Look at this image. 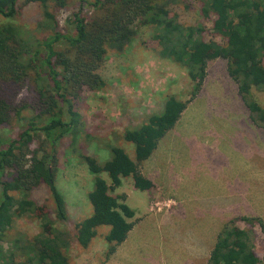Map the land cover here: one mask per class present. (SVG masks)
Here are the masks:
<instances>
[{"label":"trees","instance_id":"trees-1","mask_svg":"<svg viewBox=\"0 0 264 264\" xmlns=\"http://www.w3.org/2000/svg\"><path fill=\"white\" fill-rule=\"evenodd\" d=\"M181 2L24 0L41 8L37 28L44 35L38 36L37 30L11 22L19 14L20 0H0V16L8 20L0 24V129L13 131L10 136L0 134L1 263L70 264L66 252L71 244L87 249L98 229L106 227L105 261L114 254L134 226V211L125 203V195L113 193L125 178L132 180L135 190L154 188L139 165L151 157L198 95L209 62L226 61L227 74L237 85L250 119L264 127V107L252 96L253 89L264 90V0H195L201 17L211 22V38H206L203 27L178 20L175 10ZM71 5L66 20L70 32H64L57 14ZM141 27L152 30L151 39L142 42L146 48L155 45L152 50L159 58L185 69L190 98L182 101L167 95L160 112L149 113L138 126L124 130L122 138L133 145V158L115 145L107 146L105 161L79 153L80 162L93 176L87 195L92 213L67 231L56 229L55 222L69 223L66 201L56 187V148L66 137L75 144L84 132L80 115L73 111L74 101L83 90L104 89L106 82L98 71L108 53L124 51ZM216 36L222 40L212 39ZM41 186L52 210L31 199ZM26 214L40 221L41 232L33 237L20 232L9 235L16 218ZM239 219L257 223L264 231L259 218ZM206 264H264V260L254 254L244 230L225 226Z\"/></svg>","mask_w":264,"mask_h":264},{"label":"rangeland","instance_id":"rangeland-1","mask_svg":"<svg viewBox=\"0 0 264 264\" xmlns=\"http://www.w3.org/2000/svg\"><path fill=\"white\" fill-rule=\"evenodd\" d=\"M74 5L57 14L64 32H70L66 20ZM84 11L91 13V8ZM175 12L182 24L201 26L206 38L212 37L211 22L201 17L195 0H182ZM40 20V6L20 0L19 14L11 22L37 30L35 34L41 36L44 33L37 28ZM6 21L0 16V24ZM151 36L150 28L141 27L124 51L108 53L98 71L106 82L104 89L83 90L74 101L73 111L80 115L84 132L80 131L75 144L66 137L56 148V187L66 201L69 218L67 224L55 222L56 229L67 231L92 213L87 195L93 176L80 162L79 153L105 161L109 158L107 146L115 145L133 158V145L122 138L124 130L138 126L147 114L160 112L167 95L182 101L190 98L191 84L185 69L159 58L152 50L155 45L148 49L142 44ZM212 39L222 40L219 36ZM262 62L264 65V55ZM252 96L264 107L263 89H253ZM12 133L0 129L1 135ZM139 167L155 183L161 179L159 174L165 181L146 195L140 194L148 213L139 215L137 222L132 219L135 227L128 244L109 264H175L169 257L172 249L179 256L177 264H206L225 226L244 230L254 254L260 262L264 260V231L257 223L239 219L259 218L264 223V127L250 119L237 85L227 74L225 60L209 62L200 92ZM101 176L109 182L107 175ZM131 189L132 180L125 178L113 194L126 195ZM31 199L52 210L44 186L35 189ZM107 230L99 228L87 249L73 242L66 252L70 264H105ZM15 232L38 235L40 221L30 214L18 217L9 235Z\"/></svg>","mask_w":264,"mask_h":264},{"label":"crops","instance_id":"crops-1","mask_svg":"<svg viewBox=\"0 0 264 264\" xmlns=\"http://www.w3.org/2000/svg\"><path fill=\"white\" fill-rule=\"evenodd\" d=\"M160 143V142H159ZM148 160V159H147ZM146 160V161H147ZM145 162V161H144ZM143 162V163H144ZM139 169H140V167H139ZM140 172L142 173V171L140 170ZM142 175L144 176V177H146L147 179H149L152 183H153V185H154V187H156V186H158V184H161V185H163L162 183L165 181V179L159 174V177L161 178V179H158L159 181H157V183H155L150 177H148V176H146L145 174H143L142 173ZM139 192V193H138ZM149 192V191H148ZM147 191H144V192H141V191H138V190H135L134 188H133V186H132V189H131V192L129 193V194H124L125 195V197H126V199H125V203L127 204V206L131 209V210H133L134 211V219L136 220V218H138L139 217V215H145V214H147L148 212H147V205H146V203H145V198L143 197V196H141L140 194L141 193H143V194H145L146 195V193H148ZM131 199H132V201H131ZM153 216H154V214H153ZM148 217H150V216H148ZM148 217H146V218H148ZM145 218V219H146ZM135 220H134V226H133V228L135 227ZM138 220H136V222H137ZM155 222V221H154ZM153 222V223H154ZM133 228H132V230L129 232V234H128V236H127V238H126V240L122 243V244H120L117 248H116V251L114 252V254H112L108 259H107V261H106V263L105 264H109V261H111L112 259H115V258H117V255H121V251L124 249H122V247H124L125 246V244H128V241H129V239H130V235L133 233L132 231H133ZM136 237H133V239H135ZM167 242V241H166ZM172 243V242H171ZM172 245V248H173V243L171 244ZM171 250V249H170ZM175 252H177L176 250H173L172 249V251L171 252H169V253H172L169 257L171 258V260H173L172 258H174V260H173V262L175 263V264H177V261L179 260V256H178V254L177 253H175ZM124 253V252H123ZM116 261V260H115ZM180 263V262H179ZM178 263V264H179ZM172 264V263H171Z\"/></svg>","mask_w":264,"mask_h":264}]
</instances>
